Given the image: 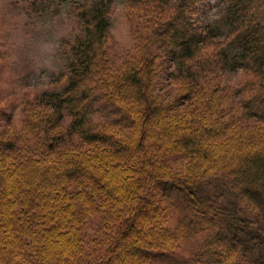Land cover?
Segmentation results:
<instances>
[{
  "label": "trees",
  "instance_id": "trees-1",
  "mask_svg": "<svg viewBox=\"0 0 264 264\" xmlns=\"http://www.w3.org/2000/svg\"><path fill=\"white\" fill-rule=\"evenodd\" d=\"M60 1L71 5L81 33L62 45L66 66L53 82L54 88L59 89L44 90L38 103L29 105L20 134L10 126L0 135V264L38 263L33 252L29 254L25 248V238L36 243L37 257L47 264L53 255L52 264L85 259L80 249L84 237L75 230L80 218L76 204L77 200L90 204L92 196L83 189L84 184L77 193L72 191V183L80 179L116 196L111 206L112 210L117 209L114 213L122 214L121 208H125V215L112 232V244L100 248L102 261L92 264H111L113 260L132 264V258L140 260L143 256L148 258L145 264H155V260H167L179 240L208 231L213 232H209L205 246L188 259L191 264H264V145H257L258 134L247 128L234 129L230 140H220L228 131L227 124L216 119L215 102L220 99L204 108L195 100L209 97L204 80H208L209 61L203 59L200 51L210 38V42L223 38L216 56L224 67L247 70L253 75L245 88L239 89L247 93L240 101L245 116L264 122V0H219L226 11L214 23L201 26L195 16L196 0H125L129 6L139 4L137 9L148 8L154 16L161 17L158 27L162 26L160 37L164 41L160 42L169 52L171 73L188 85L186 99L194 105L192 112L186 113L193 120L191 124L178 125L183 134L167 124L147 129L148 120L157 111L152 97L144 90L143 76L151 77L155 72L153 61L143 58L126 63L119 75L112 76L105 44L110 38L115 0ZM134 94L141 95L145 105L143 130L137 141L143 153L139 167L132 163L122 165L131 159L132 145L116 133L104 134L92 118L96 101L122 110ZM45 111L51 114L44 115ZM68 116L69 129L61 131ZM124 118L121 115L117 123L122 125ZM73 133L90 144L102 141V154L82 152L77 146L66 148L63 139ZM160 137H166L168 143L162 144ZM18 140L24 145L19 146ZM172 140L180 145L184 156L202 158L187 176L172 175L160 160L173 150ZM151 141L162 144L156 147L158 151L164 148L161 154L151 151ZM219 141L226 147L225 152L218 150ZM138 148L135 146L134 150ZM50 149L56 156L46 153ZM103 167L109 172L108 178L96 170ZM220 177L225 178L221 182L231 191L233 201L214 200L211 204L200 192ZM145 178L154 181L168 198L173 191L184 201L179 208L184 214L175 229L163 218L169 214L143 195ZM149 204L155 211L150 208L149 218L144 219L142 211ZM28 209L34 212L33 220L24 218ZM139 224L144 226L141 232ZM44 237L47 240H42ZM64 239L69 241L66 247L60 246ZM102 244L105 245L103 240L98 246Z\"/></svg>",
  "mask_w": 264,
  "mask_h": 264
},
{
  "label": "rangeland",
  "instance_id": "rangeland-1",
  "mask_svg": "<svg viewBox=\"0 0 264 264\" xmlns=\"http://www.w3.org/2000/svg\"><path fill=\"white\" fill-rule=\"evenodd\" d=\"M193 2L196 3L195 16H197L200 26L201 24L214 23L220 14L226 11V7L219 0H196ZM137 6L139 4L129 6L125 0H115L110 16V38L105 44L109 58L108 68L112 69L111 74L114 77L115 74L119 75L124 70L126 63L140 61L143 58L153 61L156 64L155 72L152 73L151 77L143 76L146 81L144 90L152 97L157 111L148 120L147 129L167 124L168 126L172 125L178 134H183L178 125L182 123L190 125L193 121L186 116V113H191L194 108V105L186 99L188 85H185L182 80L171 73L173 69L169 52L160 42L164 41V38L160 37L162 26L158 27V21L161 17L159 15V18L154 16L156 14L149 11L148 8L145 11L137 9ZM80 29L81 26L76 21L71 5L62 3L60 0H0V135L7 131L10 126L20 134L26 119V111L30 110L29 105L38 103L44 90H52L56 87L53 83L54 79L66 66V58L61 52L62 45L67 39L73 40L80 34ZM196 30L199 29L196 28ZM210 39L205 44V48L200 51L203 59L209 61L206 65L208 67L206 73L208 80L204 77L207 86L205 94L209 97L197 98L195 99L196 102H199L204 108L205 104L220 99V101L215 102L218 106L216 119L225 122L228 130L225 135L219 137L220 140H230V133L234 129L247 128L250 132L254 131L256 135L258 134L256 144L264 145V129L258 130L260 127L264 128V122L258 123L256 119H248L240 104V101L247 97V93L246 90L239 89L245 88L247 82L252 80V73L243 69L232 71L225 68L216 56L221 48V43L224 42L223 38L218 40L215 38L212 40L213 42H210ZM140 98L141 95L135 96L134 94L133 99H128V103L123 104L122 110L116 105L96 101L92 113V118L99 130L108 135L116 133L123 141L132 145V148L129 149L131 159L123 161L122 165L132 163L139 167L140 164H143V153L137 145L138 137L143 130L141 119L145 106ZM44 110L46 109L42 111ZM48 113L51 114L50 111ZM48 113L45 111L44 115ZM121 115L126 116V118L123 119V124L119 125L117 121L120 122ZM70 121L71 117L68 116L62 123L61 131L66 132L69 129ZM40 137L43 138L42 133ZM178 138L179 140L182 139L180 136ZM160 140L164 145L168 143L166 137L163 139L160 137ZM18 142L19 146L24 145L22 140H18ZM63 142L66 144V148L69 147L68 149L77 146L82 152H93L100 155L105 148L102 141L90 144L74 133L65 137ZM171 143L173 150L165 156L162 155L160 160L164 162L165 168L172 175L187 176L190 171L201 164L202 158H188L180 152L181 148H178L180 147L178 143L174 141ZM149 144H151V151H158L157 145L159 146V144L154 141L149 142ZM135 146L138 149L134 150ZM218 148L220 152H225L226 147L221 141L218 143ZM163 150L164 148L159 149L158 152L161 154ZM75 151L78 150L75 149ZM46 153L56 156L54 149H50ZM103 168L106 171L100 168L96 170L107 177L109 172L106 167ZM224 179L220 177L212 180L206 184L205 190L201 191L200 195L206 196L207 202L211 204H214V200L229 202L231 199L233 201L231 191L221 182ZM111 182L114 183V181ZM72 184V191L76 193L85 185L83 189H87L86 192L92 196V199L90 204H82L77 200L76 207H79L80 218L75 230L77 229L84 237L85 243L80 244V249L83 251L82 257L83 254L86 257L81 261L78 259L71 260L70 263L92 264L94 261L100 262L102 261L100 260V248L103 246V248H108L112 244V232L120 224L121 216L125 215V208H121L122 214L114 213V211L117 212V209L112 210L111 206L112 200L116 196L99 189L100 186L87 183L85 179H80ZM163 186L165 189H169L168 186ZM96 188L99 190H95ZM169 194V198L163 195L162 189L154 181L145 178L143 195L146 196L147 201L151 200L156 207H160L164 212H167L166 214H169V217L163 218L166 219V224L169 227L175 229L176 224L184 214V210L183 212L179 210L184 201L177 197L173 191H170ZM80 206L82 207L80 208ZM148 206L146 210L142 211V218L144 219L149 218L150 208L152 212L155 211L152 204ZM19 208L20 206L16 209L19 210ZM33 213L28 209L24 215L25 220L29 221ZM160 215L162 216V213ZM108 228H110V232ZM142 228L139 224L140 232ZM209 232L213 231L184 237L178 241V245L175 244L177 249L173 250L174 252L167 260L163 258L160 262L155 260L153 263L191 264L188 259L193 258L205 246L204 244L210 236ZM107 234L108 239H106ZM109 235H111L110 238ZM42 240L45 241L47 238L44 237ZM48 240L53 241L50 237ZM101 240L105 245L98 246ZM68 242V239H64L60 246L66 247ZM24 246L29 250V254L33 252L37 264H47L45 259L41 260L37 257L38 252H35L37 250L34 241L25 238ZM53 256L49 258V264L54 262ZM134 258L130 263L143 264L145 260H148L144 256L140 260ZM117 263L114 260L111 261V264Z\"/></svg>",
  "mask_w": 264,
  "mask_h": 264
}]
</instances>
